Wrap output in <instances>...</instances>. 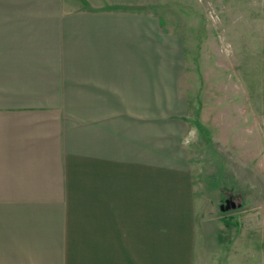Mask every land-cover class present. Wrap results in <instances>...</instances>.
Wrapping results in <instances>:
<instances>
[{
  "label": "crops",
  "instance_id": "1",
  "mask_svg": "<svg viewBox=\"0 0 264 264\" xmlns=\"http://www.w3.org/2000/svg\"><path fill=\"white\" fill-rule=\"evenodd\" d=\"M188 92L150 12L0 0V264H195Z\"/></svg>",
  "mask_w": 264,
  "mask_h": 264
},
{
  "label": "rangeland",
  "instance_id": "2",
  "mask_svg": "<svg viewBox=\"0 0 264 264\" xmlns=\"http://www.w3.org/2000/svg\"><path fill=\"white\" fill-rule=\"evenodd\" d=\"M68 2L150 12L164 30L182 36L189 88L185 138L193 130L197 135L186 147L197 225L195 264H240L234 259L240 254L231 259L230 252L244 236L261 244L264 235V76L258 67L264 0ZM226 199L235 206L221 210Z\"/></svg>",
  "mask_w": 264,
  "mask_h": 264
},
{
  "label": "clouds",
  "instance_id": "3",
  "mask_svg": "<svg viewBox=\"0 0 264 264\" xmlns=\"http://www.w3.org/2000/svg\"><path fill=\"white\" fill-rule=\"evenodd\" d=\"M197 139L195 130H193L188 137L184 139V146L187 147L189 144L194 143Z\"/></svg>",
  "mask_w": 264,
  "mask_h": 264
},
{
  "label": "water",
  "instance_id": "4",
  "mask_svg": "<svg viewBox=\"0 0 264 264\" xmlns=\"http://www.w3.org/2000/svg\"><path fill=\"white\" fill-rule=\"evenodd\" d=\"M234 206H235V203L233 201H229L228 199H226L224 203H221L219 205V208L221 210H228V209H230V208H232Z\"/></svg>",
  "mask_w": 264,
  "mask_h": 264
},
{
  "label": "flooded vegetation",
  "instance_id": "5",
  "mask_svg": "<svg viewBox=\"0 0 264 264\" xmlns=\"http://www.w3.org/2000/svg\"><path fill=\"white\" fill-rule=\"evenodd\" d=\"M229 200V199H228ZM229 201H231V200H229Z\"/></svg>",
  "mask_w": 264,
  "mask_h": 264
}]
</instances>
